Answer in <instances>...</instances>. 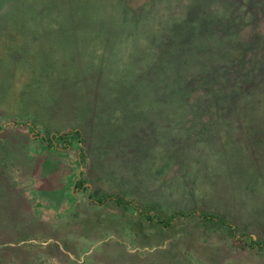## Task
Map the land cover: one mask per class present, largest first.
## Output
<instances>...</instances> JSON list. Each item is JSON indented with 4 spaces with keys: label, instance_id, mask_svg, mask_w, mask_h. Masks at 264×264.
<instances>
[{
    "label": "rangeland",
    "instance_id": "374dc122",
    "mask_svg": "<svg viewBox=\"0 0 264 264\" xmlns=\"http://www.w3.org/2000/svg\"><path fill=\"white\" fill-rule=\"evenodd\" d=\"M230 226L264 241V0H0V264H264Z\"/></svg>",
    "mask_w": 264,
    "mask_h": 264
},
{
    "label": "trees",
    "instance_id": "16d2710c",
    "mask_svg": "<svg viewBox=\"0 0 264 264\" xmlns=\"http://www.w3.org/2000/svg\"><path fill=\"white\" fill-rule=\"evenodd\" d=\"M33 136L36 137L38 140L46 143V145L50 149L68 150L74 141L78 140L79 142H83L81 129H73V130L63 132V133H54L49 136L39 135L37 132H33ZM79 156H81V153ZM74 187L77 190L89 189V187L86 185L85 180L82 177H80L79 179L75 181ZM89 195L91 199L95 203H97L99 206H103L109 202H113L117 206H120L122 208L133 206L134 209H136L139 212V214H141L147 221L157 223L164 228H168L172 226L176 218L186 219L191 216H197L198 218H202L208 221L226 223L224 219H222L221 217H218L216 214H211L207 212L191 211V212L186 213L183 211H176L171 216L161 217L152 212L142 209V207L139 206L134 201H126L120 197H112L110 195H102L96 198L93 197L91 193ZM230 230L232 231V234H233L235 232V227L230 226ZM232 238L233 240H241L243 242V246L247 247L250 250H255V249L260 250L264 248V241L256 239L252 236L251 237H247V236L241 237L240 235L238 236V235H235L234 233V235H232Z\"/></svg>",
    "mask_w": 264,
    "mask_h": 264
}]
</instances>
